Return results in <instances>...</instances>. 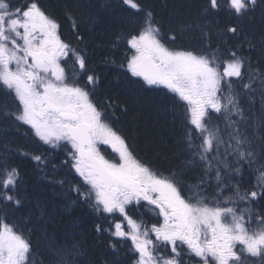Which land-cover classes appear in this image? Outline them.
Returning a JSON list of instances; mask_svg holds the SVG:
<instances>
[{
  "label": "snow or ice",
  "instance_id": "snow-or-ice-1",
  "mask_svg": "<svg viewBox=\"0 0 264 264\" xmlns=\"http://www.w3.org/2000/svg\"><path fill=\"white\" fill-rule=\"evenodd\" d=\"M117 8L129 27L109 45L123 55L103 62L125 87L101 95L75 20L66 39L49 0H0V95L12 101L0 119L27 125L38 143L64 152L77 178L70 191L95 211V231L108 234L109 248L128 245L132 264H264V211L254 210L264 201V135L251 113L257 82L264 104V70L239 45L211 39L218 18L242 21L264 11V0H196L187 21L169 24L145 0H117ZM221 31L236 39L243 28ZM193 32L196 41L186 42ZM243 42L256 47L246 35ZM156 89L178 125L176 163L163 170L138 157L117 127L129 113L127 95ZM259 124L264 132V117ZM254 165L255 183L241 192L238 181ZM24 203L18 168L0 164V264H32L33 241L9 217ZM145 207L154 222L131 214ZM50 244L54 264H84L83 245L71 237Z\"/></svg>",
  "mask_w": 264,
  "mask_h": 264
},
{
  "label": "trees",
  "instance_id": "trees-1",
  "mask_svg": "<svg viewBox=\"0 0 264 264\" xmlns=\"http://www.w3.org/2000/svg\"><path fill=\"white\" fill-rule=\"evenodd\" d=\"M53 11L60 17L63 37L71 39L73 36L72 22L79 25V32L88 45L94 66L100 75V94L108 91H124L123 81L115 79L114 67L111 63H104L105 59L119 62L123 52L113 55L109 41L115 38L129 25L122 21L121 13L117 8V0H49ZM166 24L184 22L195 12L196 0H145ZM103 6V7H102ZM67 12V15H66ZM71 16V19H69ZM239 23L243 33L239 38L226 37L221 29L227 24ZM253 40L256 47L249 49L244 43V36ZM199 33H189L186 42H195ZM264 36V11L258 9L254 16L242 21H233L225 17L218 18L215 31L212 33L213 42L228 41L229 44L240 46L243 55L251 58L253 65L264 70V55L261 53V38ZM259 82L256 84L257 92L251 104V113L254 123H257L255 132L258 136L264 135L260 131L261 118L264 117V104L259 95ZM129 100V113L122 116L117 127L127 138L130 148L138 157L159 165L161 170L170 164L176 163V136L178 125L173 124L164 92L156 89L139 92L136 95H127ZM5 105L11 107L10 98L0 95V108ZM246 112L249 110V101L245 99L242 105ZM110 151V150H109ZM43 155L46 162L39 165L31 157ZM65 154L61 149L50 150L47 145L38 143L27 125L17 126L11 121L0 119V164H9L18 168L21 176V191L25 197L23 207L14 214L9 212L10 219L25 228L26 234L33 241L32 264H51L54 261V250L50 241L64 244L66 237H71L83 245L84 257L80 259L84 264H132L134 257L127 251L128 245H123L119 252H114L109 245L107 233H97L95 225L101 222L94 211H88L87 204L77 200L73 192L67 193L65 187L70 188V181L76 182L75 174L69 176L68 168L63 164ZM59 166L57 177L52 171ZM253 169L243 173L241 192L249 187V181L255 183ZM67 173V174H65ZM65 174V176H62ZM196 175V173H193ZM73 178V179H72ZM66 180L60 184L58 181ZM190 182V181H189ZM64 188V189H63ZM65 195L67 197L65 201ZM76 200V206H69ZM85 210V212H84ZM257 212L264 211V201L254 206ZM133 216L152 218L146 208H135ZM3 215V213H0ZM253 260V258H250ZM54 263V262H53Z\"/></svg>",
  "mask_w": 264,
  "mask_h": 264
},
{
  "label": "rangeland",
  "instance_id": "rangeland-1",
  "mask_svg": "<svg viewBox=\"0 0 264 264\" xmlns=\"http://www.w3.org/2000/svg\"><path fill=\"white\" fill-rule=\"evenodd\" d=\"M59 171H60L59 166H57L56 170L52 171L51 173H53V174H52L53 176L57 177ZM66 171L68 172V174H69L70 177L73 176L72 173H69L68 170H66ZM65 174H67V173H65ZM65 174H63L62 176H65ZM73 174H74V173H73ZM72 179H73V178H72ZM63 181L66 183V180H65V179H63ZM191 182H192V181H190L189 183H191ZM71 183H72V182L70 181L69 185H70ZM63 184H64V183H63ZM63 189H64V188H63ZM64 191L67 192V193H70V192H71V191H70V188H69L68 186L65 187ZM69 191H70V192H69ZM74 194H75V193H74ZM66 199H67V197H66V195H65V201H66ZM76 202H77L76 200H73V203L69 204V206H76V205H77ZM85 208H86L88 211H94V210H93L92 208H90L89 206H86ZM145 208H146L147 211H149V212L153 215V213H152L147 207H145ZM84 212H85V210H84ZM94 212H95V211H94ZM134 216H135V215H134ZM135 217H138V216H135ZM143 219L147 220V218H145V217H143ZM153 222H154V221H153ZM131 255H132V253H131ZM132 256H133V255H132ZM83 257H84V256H83ZM53 262H54V261H52L51 264H54ZM247 264H262V261H261L259 258H253V260H250V258H249Z\"/></svg>",
  "mask_w": 264,
  "mask_h": 264
}]
</instances>
